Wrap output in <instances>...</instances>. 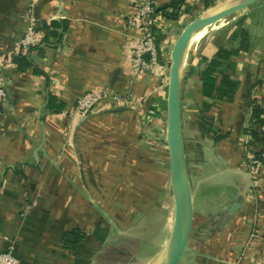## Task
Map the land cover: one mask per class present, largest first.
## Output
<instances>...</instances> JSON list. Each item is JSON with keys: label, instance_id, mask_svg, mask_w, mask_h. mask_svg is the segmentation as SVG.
Wrapping results in <instances>:
<instances>
[{"label": "crops", "instance_id": "obj_1", "mask_svg": "<svg viewBox=\"0 0 264 264\" xmlns=\"http://www.w3.org/2000/svg\"><path fill=\"white\" fill-rule=\"evenodd\" d=\"M173 1L155 0L159 66L133 75L138 31L127 28L131 0H0V75L7 91L0 106V253L18 264H91L98 251L100 263L112 251L123 253L125 264L142 253L151 264L158 260L173 223L165 141L170 54L200 13L231 0L208 7L184 0L175 21L164 16ZM29 11L41 39L44 24L66 22L60 41L41 52L20 49ZM237 25L251 48L233 59V102H212L204 112L199 74L218 48L231 46ZM14 55H26L43 75L17 71ZM88 92L128 103L101 104L80 117L75 104ZM49 95L61 112L46 110ZM253 104L264 119V0L205 27L188 46L180 122L193 216L176 264H264V164L252 163L263 148L264 125L255 126L259 141L251 146L246 130ZM205 117L214 134L204 133ZM97 228L107 231L103 244L94 237ZM72 230L85 235L75 251L61 242Z\"/></svg>", "mask_w": 264, "mask_h": 264}, {"label": "water", "instance_id": "obj_2", "mask_svg": "<svg viewBox=\"0 0 264 264\" xmlns=\"http://www.w3.org/2000/svg\"><path fill=\"white\" fill-rule=\"evenodd\" d=\"M258 1L231 0L221 7L203 11L184 28L171 51L167 84L165 141L168 149L169 183L173 200V223L167 244L154 264H176L185 248L192 225L193 201L180 122L181 74L188 46L193 36L205 27L248 8ZM236 207L237 205H232L229 213L233 212ZM102 253V251H98L91 264H123L119 257H123L124 254L120 251L110 252L112 257L105 258L104 262L98 263L96 256Z\"/></svg>", "mask_w": 264, "mask_h": 264}, {"label": "trees", "instance_id": "obj_3", "mask_svg": "<svg viewBox=\"0 0 264 264\" xmlns=\"http://www.w3.org/2000/svg\"><path fill=\"white\" fill-rule=\"evenodd\" d=\"M207 4L206 7L211 5L214 0H204ZM184 0H174L171 4L172 13L165 14V18L175 21L179 16V8L183 5ZM44 30L47 33L41 39L39 45L29 47L25 52L32 50H38L41 52V46L48 45L51 43H57L60 41L62 34L67 30V24L64 21L51 22L49 25H43ZM228 42L231 46L220 47L217 49L214 56L206 62V67L199 74V82L201 84V94L204 99L202 108L204 112H207L212 107V102H233L235 92L237 89V82L234 79L235 64L233 59L240 53H245L251 48L250 38L246 30L241 28L239 25L236 26L234 31L228 38ZM11 63L16 67L17 71L25 72L31 69L35 75H43L33 63L29 60L26 55H14L11 58ZM46 110L49 113H59L63 109V105L57 103L56 99L52 96L47 97ZM252 122L250 127L246 130V134L250 138V145H255L259 141L258 133L255 126H263V112L256 105L253 104L251 112ZM212 120L208 117L204 118V133L210 134L215 133L212 127ZM221 137L216 136L215 141ZM264 139L263 148L261 151L256 153L253 157L252 163L264 164ZM107 236V231L101 228H97L94 232V237L97 239L99 244H103ZM85 235L79 230H72L67 232L62 237L63 248L75 251L79 244L83 241Z\"/></svg>", "mask_w": 264, "mask_h": 264}, {"label": "built area", "instance_id": "obj_4", "mask_svg": "<svg viewBox=\"0 0 264 264\" xmlns=\"http://www.w3.org/2000/svg\"><path fill=\"white\" fill-rule=\"evenodd\" d=\"M133 13L127 18V28L138 31L137 41L132 49L131 73L138 75L148 73L159 66L155 32V0H131ZM37 21L33 12L25 15V31L19 41L20 49L26 51L31 46L39 45L41 38L37 32ZM7 99L4 79L0 75V106ZM128 100L118 95L100 92L85 93L79 97L75 109L80 117H85L98 105H127ZM0 264H18L17 259L9 252L0 253Z\"/></svg>", "mask_w": 264, "mask_h": 264}, {"label": "rangeland", "instance_id": "obj_5", "mask_svg": "<svg viewBox=\"0 0 264 264\" xmlns=\"http://www.w3.org/2000/svg\"><path fill=\"white\" fill-rule=\"evenodd\" d=\"M168 165H169V163H168ZM162 204H163V208H166V211H167V201L165 202V200H163V203ZM169 206L171 207V200H170ZM149 256L150 255L148 253H142L139 256L136 255V259H135V261H134L133 264H151V262H152L153 259H150ZM99 261H98V263H100ZM122 262L123 261H121V263ZM123 264H125V260H124Z\"/></svg>", "mask_w": 264, "mask_h": 264}, {"label": "flooded vegetation", "instance_id": "obj_6", "mask_svg": "<svg viewBox=\"0 0 264 264\" xmlns=\"http://www.w3.org/2000/svg\"><path fill=\"white\" fill-rule=\"evenodd\" d=\"M112 257V256H111Z\"/></svg>", "mask_w": 264, "mask_h": 264}]
</instances>
